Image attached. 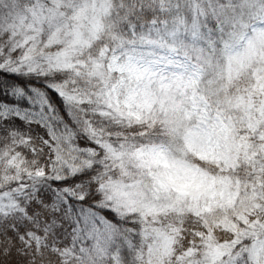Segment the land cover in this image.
<instances>
[{"label":"snow or ice","instance_id":"1","mask_svg":"<svg viewBox=\"0 0 264 264\" xmlns=\"http://www.w3.org/2000/svg\"><path fill=\"white\" fill-rule=\"evenodd\" d=\"M0 264H264V0H0Z\"/></svg>","mask_w":264,"mask_h":264}]
</instances>
